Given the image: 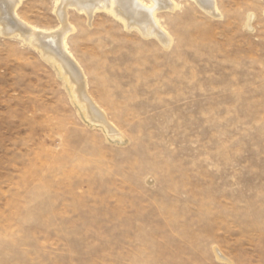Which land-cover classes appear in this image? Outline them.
Here are the masks:
<instances>
[{
	"label": "rangeland",
	"instance_id": "374dc122",
	"mask_svg": "<svg viewBox=\"0 0 264 264\" xmlns=\"http://www.w3.org/2000/svg\"><path fill=\"white\" fill-rule=\"evenodd\" d=\"M175 1L167 49L68 10L67 45L122 139L52 59L0 34V264H264V0H216V18ZM56 5L17 12L50 30Z\"/></svg>",
	"mask_w": 264,
	"mask_h": 264
},
{
	"label": "bare ground",
	"instance_id": "6f19581e",
	"mask_svg": "<svg viewBox=\"0 0 264 264\" xmlns=\"http://www.w3.org/2000/svg\"><path fill=\"white\" fill-rule=\"evenodd\" d=\"M195 1L215 18L220 15L216 0ZM21 2L22 0H0V34H18L52 59L66 76L74 99L86 118L101 126L111 138L122 139L123 133L109 120L89 91L86 71L67 45V36L75 31V26L69 21L68 10L74 8L84 13L89 22L95 13L105 11L121 21L129 31H136L145 39H155L167 49L171 47L173 37L163 26L159 14L174 10L178 3L175 0H57L55 11L61 25L46 30L33 26L19 16L17 8Z\"/></svg>",
	"mask_w": 264,
	"mask_h": 264
}]
</instances>
